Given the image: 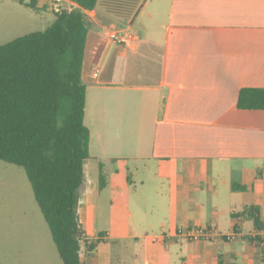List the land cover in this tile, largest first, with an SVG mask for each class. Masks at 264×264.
Wrapping results in <instances>:
<instances>
[{
  "label": "crops",
  "instance_id": "obj_1",
  "mask_svg": "<svg viewBox=\"0 0 264 264\" xmlns=\"http://www.w3.org/2000/svg\"><path fill=\"white\" fill-rule=\"evenodd\" d=\"M99 1L84 11V263L264 264L243 213L264 230V110L237 108L241 89L264 88V0H141L127 19ZM195 227L239 236L177 241Z\"/></svg>",
  "mask_w": 264,
  "mask_h": 264
},
{
  "label": "trees",
  "instance_id": "obj_2",
  "mask_svg": "<svg viewBox=\"0 0 264 264\" xmlns=\"http://www.w3.org/2000/svg\"><path fill=\"white\" fill-rule=\"evenodd\" d=\"M36 1L19 0L37 10ZM69 1L78 8L56 14L47 29L0 46V161L23 168L61 264H85L77 220L88 158L82 62L89 23L84 11L94 10L97 0ZM140 1L100 0L99 5L127 19ZM237 108L264 110V88L241 89ZM243 213L261 231L258 209Z\"/></svg>",
  "mask_w": 264,
  "mask_h": 264
},
{
  "label": "rangeland",
  "instance_id": "obj_3",
  "mask_svg": "<svg viewBox=\"0 0 264 264\" xmlns=\"http://www.w3.org/2000/svg\"><path fill=\"white\" fill-rule=\"evenodd\" d=\"M48 10L0 0V46L47 29ZM61 264L51 234L34 200L23 168L0 161V264Z\"/></svg>",
  "mask_w": 264,
  "mask_h": 264
},
{
  "label": "built area",
  "instance_id": "obj_4",
  "mask_svg": "<svg viewBox=\"0 0 264 264\" xmlns=\"http://www.w3.org/2000/svg\"><path fill=\"white\" fill-rule=\"evenodd\" d=\"M73 2L69 0H50V10L51 12L56 15V14H62L64 12H70L78 7H74ZM106 33V32H105ZM107 37L123 46H130L133 40L132 34L130 32H121L118 33L113 30H108L107 31ZM98 73V70L96 69L93 74L92 78H95ZM261 232H264V230H261ZM224 236L227 240H234L236 239L239 234L235 231L229 232L225 235H221L217 230L213 228H205V227H195L190 230H180L177 232L175 235L177 241H212L216 238H220ZM82 243V242H81Z\"/></svg>",
  "mask_w": 264,
  "mask_h": 264
}]
</instances>
